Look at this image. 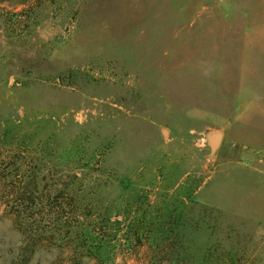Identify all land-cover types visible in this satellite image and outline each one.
<instances>
[{
	"label": "rangeland",
	"instance_id": "1",
	"mask_svg": "<svg viewBox=\"0 0 264 264\" xmlns=\"http://www.w3.org/2000/svg\"><path fill=\"white\" fill-rule=\"evenodd\" d=\"M0 264H264V0H0Z\"/></svg>",
	"mask_w": 264,
	"mask_h": 264
},
{
	"label": "trees",
	"instance_id": "2",
	"mask_svg": "<svg viewBox=\"0 0 264 264\" xmlns=\"http://www.w3.org/2000/svg\"><path fill=\"white\" fill-rule=\"evenodd\" d=\"M22 181L23 180L20 179V183ZM54 183L52 186L47 184L39 193H36L35 190L32 189L29 181L24 182V184L22 183L20 188L22 189L21 194H23L22 199L23 202H25V206H27L29 202L34 203L35 198H38V202L42 205V207L47 203L48 205H51L52 208H55V212L59 215L63 207L65 208V205L70 208L67 217L71 215H83L84 209L81 207L82 202L79 196V192L81 188H83L82 180L77 184V186H75L72 184V180L70 181L69 179V181H65L63 183V188L59 191L57 190V187L54 186ZM52 190L57 191L52 192ZM84 205L86 204H83V207H85Z\"/></svg>",
	"mask_w": 264,
	"mask_h": 264
},
{
	"label": "water",
	"instance_id": "3",
	"mask_svg": "<svg viewBox=\"0 0 264 264\" xmlns=\"http://www.w3.org/2000/svg\"><path fill=\"white\" fill-rule=\"evenodd\" d=\"M201 132L202 142L207 148L208 159H212L222 143L224 129L211 124H203Z\"/></svg>",
	"mask_w": 264,
	"mask_h": 264
}]
</instances>
